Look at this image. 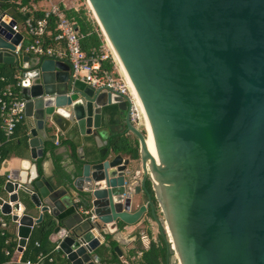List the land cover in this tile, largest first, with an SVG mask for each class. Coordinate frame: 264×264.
Masks as SVG:
<instances>
[{"label": "water", "instance_id": "95a60500", "mask_svg": "<svg viewBox=\"0 0 264 264\" xmlns=\"http://www.w3.org/2000/svg\"><path fill=\"white\" fill-rule=\"evenodd\" d=\"M13 1L0 0V64L17 73L29 158L58 135L96 148L80 147L62 178L8 174L0 215L17 225V251L48 213L66 262L98 264L103 231L149 213L166 264H264V0H85L138 98L156 159L125 97L73 80L65 61L14 52ZM117 117L136 159L109 143ZM72 197L95 222L68 209Z\"/></svg>", "mask_w": 264, "mask_h": 264}, {"label": "built area", "instance_id": "2783aa9c", "mask_svg": "<svg viewBox=\"0 0 264 264\" xmlns=\"http://www.w3.org/2000/svg\"><path fill=\"white\" fill-rule=\"evenodd\" d=\"M37 2H48V8L46 10L38 9ZM12 6H14L13 11L22 16L28 13L19 23L14 21L15 23L11 27L13 32H18L21 35V41L15 47L14 52L16 54L21 53L31 57H45L65 61L69 65L70 77L73 80L81 81L93 89H103L125 97L128 104L129 123L144 132L145 120L142 110L137 104L136 97L130 90L112 52L108 47V51L105 48L106 43L103 45L100 39V46L83 51L80 45L82 36L78 33L75 23L65 16L63 8L50 3L49 0H27L25 6H22L19 0H15L12 2ZM35 12H40L41 16L35 17ZM10 19L13 20L8 17V20ZM51 19L54 26L52 34L49 29ZM23 37L26 39L25 42H22ZM106 62L110 64L109 68L104 66ZM0 84H4L0 88L1 148L11 139L16 125L24 119V101L19 95L20 84L17 75H13L11 81L7 83V78L0 74ZM53 145H58V140H55ZM8 174L5 176L4 181L8 180ZM72 205L83 221L95 222L96 217L91 207L81 206L78 200H75ZM162 229L166 244L172 248L169 235L164 230V225ZM139 241L141 248L135 253V257L121 259L122 264H133L135 259L141 258L142 252L148 248L150 241L146 236H140ZM4 243H7V240ZM34 245L37 247L38 243L35 242ZM17 247L18 245L15 247L14 252L20 254L23 247L21 251H17ZM52 250L53 252L58 251V245L55 244ZM3 254L9 256V251L4 250ZM44 257L45 255L38 253L34 261L17 260V263L40 264ZM48 261L51 262L52 258L49 257Z\"/></svg>", "mask_w": 264, "mask_h": 264}, {"label": "crops", "instance_id": "0c3cea01", "mask_svg": "<svg viewBox=\"0 0 264 264\" xmlns=\"http://www.w3.org/2000/svg\"><path fill=\"white\" fill-rule=\"evenodd\" d=\"M49 2L58 5L59 8H63L64 12H77L78 10L83 9L87 20L91 23V25H93L92 22L88 19V6L85 0H49ZM37 8L40 10H46L48 8V2H37ZM13 9L14 6H12V9L10 10L9 17L19 23L14 17L16 11H13ZM6 20H8V17L6 18ZM25 41L26 39L23 37L22 42ZM0 72H4L5 74L7 73V75L10 73H13V75H17L13 68L2 64H0ZM111 129L112 131L110 134H118L119 136H123L124 138H127L129 136V134L124 133L123 122L122 118L120 117L116 118ZM26 131V119H23L16 125L11 139L0 148V155L3 156V160L0 163V186L4 182L5 176L8 173L17 171L22 172L23 174L35 172L38 176H43L47 179L54 176L62 178V176H65L71 168V164H73L80 147H82L81 149L84 154L88 153L90 149L94 151L96 150L94 144H90V146H88V144L86 143L87 141L84 138L80 139L78 137V139L74 143L75 156L73 157L71 155L69 146L64 143L67 140V137L65 135H58V145L55 146L50 141L45 142L43 145L41 157L32 160L29 158L28 149L26 146ZM107 135L110 136L109 133ZM47 143L51 144V148L46 146ZM97 145L100 146L102 145V143H97ZM123 157L125 158L126 156L123 155ZM0 197L5 199V196L2 192H0ZM78 199L79 198L77 197H72L70 199L71 206L68 207V209H74L72 204L75 200ZM31 214V216L35 218L38 212L36 210H31ZM147 214L144 215L135 225L121 229L113 235L105 234V231H103V241L101 239H98L99 246L96 249V253L100 257V261L98 264H109L114 258H118L119 262L121 263V259H129L135 257V253L141 248L139 238L137 239L136 235H139V237L147 235L150 238V242L157 241L159 230L157 226L150 220V217L147 216ZM64 215L66 214H62L61 216ZM45 216H48V213L42 214V218ZM143 223L145 228L140 230L141 224ZM35 226L36 225H33L31 227V231ZM0 229H3L5 233L10 236L16 246L18 245L19 238L17 237V225L10 221L9 216L0 215ZM28 238L26 239L25 244ZM98 238L100 237L98 236ZM52 240L54 239L52 238V235L50 233L49 241L53 243ZM100 241H102V243H100ZM55 244H57V241H55L54 246ZM106 245L108 246V248L106 247ZM24 247L25 245L23 246V249ZM113 247L118 248V251L120 252L119 256L118 254H116V252L112 251ZM21 254L22 252L20 254H17L13 250V252H11L9 256H6L8 257V259L2 264H18L17 260L21 261ZM49 256L55 259L56 262L59 259L65 260L59 251L53 252V250H50ZM139 262L140 259H135L133 261V264H139ZM170 264H173V262L171 261Z\"/></svg>", "mask_w": 264, "mask_h": 264}, {"label": "trees", "instance_id": "16d2710c", "mask_svg": "<svg viewBox=\"0 0 264 264\" xmlns=\"http://www.w3.org/2000/svg\"><path fill=\"white\" fill-rule=\"evenodd\" d=\"M22 6L27 5V0H19ZM28 15L26 13L24 16L19 13H15V19L20 22L23 18ZM35 17H40V12L34 13ZM65 16L75 23V27L78 33L82 36L80 40L81 49L83 51H87L90 48H97L100 46L101 41L98 36L94 25L87 20L84 10L80 9L77 12L67 11L65 12ZM54 26L52 25V19L50 20V31L53 33ZM106 68L110 67V64L106 62L104 64ZM3 76L7 78V83L11 81L13 73L5 74L4 72H0ZM4 84H0V88H2ZM114 124V122L112 123ZM124 127V126H123ZM123 129V128H122ZM144 134V132L142 131ZM69 146L71 155L75 156V145L69 141L64 142ZM110 145L116 147V149L124 155L129 156L131 159L137 158V144L134 139L129 140L128 138H124L123 136H119L118 134L110 137L109 140ZM47 147L51 148V144H46ZM3 160V156L0 158V163ZM146 188L149 190V183H146ZM79 200V204L81 206L86 207V204L81 200ZM70 213V211H69ZM147 216L150 217L149 213ZM53 228V222L49 218V216L43 217L42 221L37 224L31 231L30 236L25 244V247L21 254V261L31 260L34 261L37 254L41 253L43 256L45 255L43 261L40 264H67L66 260L59 259L57 262L51 256H49L50 250L53 249L54 243L50 242V233ZM137 239L139 235H136ZM7 240V243H4ZM37 242L38 246L36 247L34 243ZM15 243L8 236L3 229H0V264L5 262L8 257L4 256L3 251L8 250L9 255L15 249ZM58 253V252H57ZM166 248L160 236L157 237L156 242H150L149 246L146 250L142 252L139 264H166ZM51 257L52 261L49 262L48 258ZM109 264H121L118 258H114Z\"/></svg>", "mask_w": 264, "mask_h": 264}, {"label": "bare ground", "instance_id": "6f19581e", "mask_svg": "<svg viewBox=\"0 0 264 264\" xmlns=\"http://www.w3.org/2000/svg\"><path fill=\"white\" fill-rule=\"evenodd\" d=\"M88 7H89V10L91 11V8H90L89 4H88ZM91 12H92V11H91ZM92 14H93V13H92ZM93 16H94V15H93ZM94 18H95V16H94ZM95 20H96V19H95ZM102 35H103V34H102ZM103 37H104V41H105L107 47H108V48L110 49V51L112 52V54H113V56H114V59L116 60L118 66H119V68H120V71H121L122 74L124 75V77H125V79H126V81H127V83H128V86H129L130 90H132L134 96L136 97V102H137V104H138L139 107H140V104H139L138 98H137V96H136V94H135V92H134V90H133V88H132V86H131V84H130L128 78H127V76L125 75V73H124V71H123L121 65L119 64V62H118V60H117V58H116V56H115V54H114V52H113V50H112V48H111V46H110L108 40L105 38L104 35H103ZM140 108H141V107H140ZM144 131H145V135H146V138H145V139H146V140H145V144H146L147 150L149 151V153L151 154V156H153V158L156 159L155 152H154V149H153V145H152V142H151V139H150V135H149V132H148V129H147L146 123H145V126H144ZM164 230L166 231V234L168 235L169 233H168V229L166 228V226H164Z\"/></svg>", "mask_w": 264, "mask_h": 264}, {"label": "rangeland", "instance_id": "374dc122", "mask_svg": "<svg viewBox=\"0 0 264 264\" xmlns=\"http://www.w3.org/2000/svg\"><path fill=\"white\" fill-rule=\"evenodd\" d=\"M84 6V5H83ZM88 6V5H87ZM88 9H89V7H88ZM88 19L92 22V24L94 25V28L96 29V31H97V33H98V35H99V38L101 39V41H102V43H103V45L105 44V41H104V37L101 35V33H100V30H99V28H98V26H97V22H96V20H95V18H94V16H93V14H92V12L89 10L88 11ZM105 48H107V46H105ZM107 51H108V48H107ZM145 132V131H144ZM129 140H132L133 138H132V136L131 135H129L128 137H127ZM1 192V191H0ZM4 195V194H3ZM157 217L159 218V219H161V215L158 213L157 214ZM145 227H144V223L143 224H141V227H140V230H142V229H144ZM148 228V227H147ZM147 236V235H146ZM148 237V236H147ZM148 239H150L149 237H148ZM150 241V240H149Z\"/></svg>", "mask_w": 264, "mask_h": 264}, {"label": "clouds", "instance_id": "9594fccd", "mask_svg": "<svg viewBox=\"0 0 264 264\" xmlns=\"http://www.w3.org/2000/svg\"><path fill=\"white\" fill-rule=\"evenodd\" d=\"M142 131V130H141Z\"/></svg>", "mask_w": 264, "mask_h": 264}]
</instances>
